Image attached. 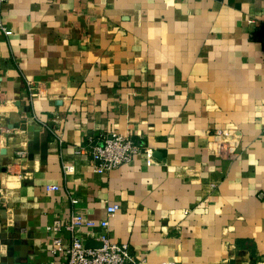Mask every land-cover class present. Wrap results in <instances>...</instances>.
Returning a JSON list of instances; mask_svg holds the SVG:
<instances>
[{"label":"crops","instance_id":"obj_1","mask_svg":"<svg viewBox=\"0 0 264 264\" xmlns=\"http://www.w3.org/2000/svg\"><path fill=\"white\" fill-rule=\"evenodd\" d=\"M0 19V264H59L50 226L73 214L139 264L264 259V0H11ZM111 130L151 162L95 172Z\"/></svg>","mask_w":264,"mask_h":264},{"label":"built area","instance_id":"obj_2","mask_svg":"<svg viewBox=\"0 0 264 264\" xmlns=\"http://www.w3.org/2000/svg\"><path fill=\"white\" fill-rule=\"evenodd\" d=\"M11 0H0V12ZM0 30L5 35H10L0 19ZM30 95H34L31 82H27ZM90 156L94 171L105 173L121 165L131 162L135 155L144 153L147 163L151 162L152 153L148 147H142L130 135L117 131H106L101 134L100 140L90 147ZM79 153V151H78ZM24 156L23 152L19 153ZM64 173L72 172L73 166L69 163L63 165ZM46 191H56L58 185H46ZM119 210L116 203L109 204L106 208L108 216L114 215ZM80 228H88L97 234L95 243L99 245L87 246L80 234ZM108 219L95 220L73 214L65 224L54 220L50 226L51 248L55 258L60 259L59 264H139L130 253L126 245L114 242L108 234ZM63 232L69 237L65 239ZM264 259L258 261L263 264Z\"/></svg>","mask_w":264,"mask_h":264},{"label":"water","instance_id":"obj_3","mask_svg":"<svg viewBox=\"0 0 264 264\" xmlns=\"http://www.w3.org/2000/svg\"><path fill=\"white\" fill-rule=\"evenodd\" d=\"M91 245H94L95 246V245H99V244H97L95 242L94 243H87V246H91Z\"/></svg>","mask_w":264,"mask_h":264}]
</instances>
